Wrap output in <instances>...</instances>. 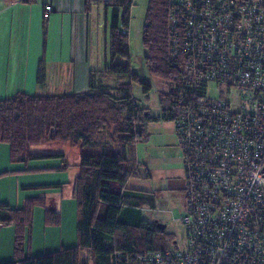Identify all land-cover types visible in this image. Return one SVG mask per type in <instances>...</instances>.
I'll return each instance as SVG.
<instances>
[{"label":"trees","instance_id":"1","mask_svg":"<svg viewBox=\"0 0 264 264\" xmlns=\"http://www.w3.org/2000/svg\"><path fill=\"white\" fill-rule=\"evenodd\" d=\"M92 2L105 5L111 11V19L108 64L101 71L90 72L87 89L50 96L19 92L0 98V145L8 146L10 164L58 159L62 165L47 171L63 172L68 166L64 152L33 149L50 141L79 149L77 176L73 181L78 206L77 243L26 257L25 241L32 229L34 209H44L45 223L49 226L59 225L60 216L48 210L45 198L27 199L22 208L1 203L0 226L15 228L14 261L7 264H86L80 260V251L84 249L91 251L93 264H130L146 254L178 249L176 242L173 246L156 244V237L162 233L159 227L140 224L136 210L142 201L141 192L128 188V183L141 176L134 149L146 137L147 125L161 120L174 123L181 96L205 94L203 74H192L184 51L187 14L175 0H148L142 36L145 61L150 74L164 86L159 96L162 117L154 118L149 109L136 103L132 93L133 83H139L145 94L151 89L150 84L140 81L131 71L128 33L133 0H85L86 11ZM108 76L126 78L119 84L120 96L105 83ZM193 76L203 83L194 84ZM45 83L42 60L37 84L43 87ZM27 171L0 172V179ZM143 171L149 177L148 170ZM182 190L185 194V181Z\"/></svg>","mask_w":264,"mask_h":264},{"label":"built area","instance_id":"2","mask_svg":"<svg viewBox=\"0 0 264 264\" xmlns=\"http://www.w3.org/2000/svg\"><path fill=\"white\" fill-rule=\"evenodd\" d=\"M175 1L187 14V64L206 83L203 96H181L173 123L186 242L130 264H264V0Z\"/></svg>","mask_w":264,"mask_h":264},{"label":"crops","instance_id":"3","mask_svg":"<svg viewBox=\"0 0 264 264\" xmlns=\"http://www.w3.org/2000/svg\"><path fill=\"white\" fill-rule=\"evenodd\" d=\"M46 3L52 5L53 11L50 18L44 20ZM109 11L105 5L97 2H92L89 11H86L85 0H33L31 2L0 0V98L19 92L50 96L85 91L88 87L90 72L101 71L108 64ZM102 14L105 21L103 36L101 35ZM42 60L46 68V83L43 87L37 84L38 66ZM2 151L4 156L6 154L8 156L7 148ZM78 162L79 159L74 162L75 164H70L67 160L66 171L42 175L50 177L41 178L38 187L60 186L58 189H43L44 192L39 194V197L45 198L48 210L60 216L59 225L49 226L45 223V219L42 225L45 231L46 229L59 231L51 244L44 245V251H42L44 253L32 252L33 231H31L29 238L27 237L29 250L25 252L26 257L51 253L59 248L76 245L78 206L73 193V181L77 176ZM60 166L56 164L55 167H46L45 170ZM3 170L14 171L9 161L3 167L0 164V172H4ZM16 196L17 199L11 201L9 197L1 193L0 203L22 208L28 198L18 190ZM66 203L71 205L69 215H66L64 211ZM64 225H67L69 229L67 233ZM8 229L4 230V227H0V239L8 240L6 254L2 257L4 259L0 261V264L14 261L15 230Z\"/></svg>","mask_w":264,"mask_h":264},{"label":"rangeland","instance_id":"4","mask_svg":"<svg viewBox=\"0 0 264 264\" xmlns=\"http://www.w3.org/2000/svg\"><path fill=\"white\" fill-rule=\"evenodd\" d=\"M148 8V0H133V6L131 8V19L129 27V48L131 57V71L137 75L139 80L150 84L151 89L145 94L142 86L139 83H133L132 93L133 97L138 105L150 110L152 117H162V107L160 105L159 96L164 90L163 84L150 74L146 61V51L142 44L143 27L145 23V17ZM111 19V11H109L107 30L109 32ZM101 35H104L105 21L102 14ZM109 34V33H108ZM93 54L94 49H93ZM125 77L108 76L105 83L111 88V91L120 96L119 84L125 82ZM51 93V92H47ZM49 95V94H48ZM209 96L219 98V92L215 85L210 86ZM4 148L8 150L4 156ZM35 151L49 152L60 151L64 152L67 160L70 164L79 159V149L77 147H71L68 143L61 142H46L39 147L33 149ZM135 159L141 167L140 177L132 178L129 182V188L136 190L142 198L141 202L137 206L136 214L140 218V224L151 225L155 227L166 226L159 234L155 242L158 245H172L173 242L178 248L185 246V228L180 220L184 213L185 206V194L182 190L184 185L183 177L185 173L183 154L178 144V137L175 132V127L172 121L161 120L159 122L149 123L146 127V137L138 142L135 146ZM6 156L8 158H6ZM0 164L5 166L9 161V148L7 145H0ZM56 164L62 165L60 160H38L31 161L27 165L22 164H10L13 166V170H30L37 172H24L17 173L15 177H5L0 179V194L4 193L11 201L16 200V191L22 193L26 198H37L43 189H32L38 187V183L41 178H49L47 174H55L51 171L45 170L46 167H55ZM4 169V168H3ZM149 171V177L145 176V171ZM12 170V167H11ZM4 171V170H3ZM57 176L55 177V179ZM54 179V178H52ZM22 187H32L26 189ZM66 190L64 194L66 195ZM44 198V197H39ZM1 204V203H0ZM70 203L64 205V211L66 215H69ZM17 208L16 206H11ZM23 207V206H22ZM44 209L42 207H36L33 212V224H32V252L44 253V245L51 244L54 241L57 229H44L43 217ZM68 219V218H67ZM67 223V220H66ZM66 230L67 233V225ZM1 227V226H0ZM14 226H5L4 230H9ZM69 230V229H68ZM29 238V237H28ZM25 241V252L29 250V239ZM8 240L6 238L0 239V261H3ZM30 247V248H31ZM12 248V244H11ZM60 249V248H59ZM49 251V250H47ZM56 251V250H55ZM26 254V253H25ZM80 260L86 264H93L94 259L90 250L84 249L80 252Z\"/></svg>","mask_w":264,"mask_h":264},{"label":"water","instance_id":"5","mask_svg":"<svg viewBox=\"0 0 264 264\" xmlns=\"http://www.w3.org/2000/svg\"><path fill=\"white\" fill-rule=\"evenodd\" d=\"M166 226H159V228L164 229Z\"/></svg>","mask_w":264,"mask_h":264}]
</instances>
